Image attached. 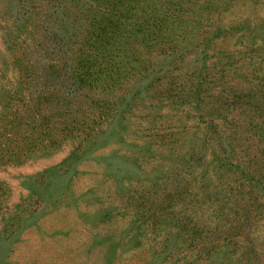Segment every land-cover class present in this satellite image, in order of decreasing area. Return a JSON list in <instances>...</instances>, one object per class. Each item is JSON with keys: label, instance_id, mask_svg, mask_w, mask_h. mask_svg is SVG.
I'll return each mask as SVG.
<instances>
[{"label": "rangeland", "instance_id": "1", "mask_svg": "<svg viewBox=\"0 0 264 264\" xmlns=\"http://www.w3.org/2000/svg\"><path fill=\"white\" fill-rule=\"evenodd\" d=\"M114 1L0 0V264H264V0Z\"/></svg>", "mask_w": 264, "mask_h": 264}, {"label": "trees", "instance_id": "2", "mask_svg": "<svg viewBox=\"0 0 264 264\" xmlns=\"http://www.w3.org/2000/svg\"><path fill=\"white\" fill-rule=\"evenodd\" d=\"M119 3L120 1L115 0L107 7L106 13L104 12L105 15L100 23L101 36L99 37H110L113 34L115 37L120 36L125 29L116 28L123 25V27H129V30H126V38L136 36L142 43L148 44L152 41V43H157L155 33L161 32L166 23V17L160 15L156 10L145 8L139 0L121 1V7L124 10L120 8ZM120 38L123 39V37ZM118 45L120 44L115 45V50ZM106 56L102 53L95 57L98 61L102 60V64L99 63V65L105 68L110 67L109 65L113 62L111 59L106 60Z\"/></svg>", "mask_w": 264, "mask_h": 264}]
</instances>
